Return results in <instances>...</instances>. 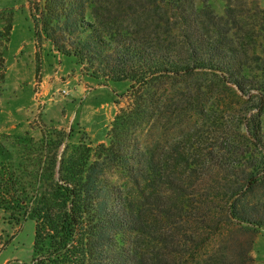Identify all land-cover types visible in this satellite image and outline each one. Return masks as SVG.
I'll return each instance as SVG.
<instances>
[{
  "label": "trees",
  "instance_id": "16d2710c",
  "mask_svg": "<svg viewBox=\"0 0 264 264\" xmlns=\"http://www.w3.org/2000/svg\"><path fill=\"white\" fill-rule=\"evenodd\" d=\"M216 1L223 3L220 15ZM256 3L31 1L36 48L47 41L85 75L129 82L132 103L115 114L106 142L61 152L53 143L30 169L0 165V207L17 221L34 220L31 260L22 264H178L187 251L178 242L198 247L208 240H197V232L214 217L204 209L220 193L229 220L264 231V202L249 200L264 188V8ZM10 31L9 17L0 31L7 43ZM6 49L0 45V80ZM194 75L203 81L178 97L183 104H159L160 82ZM212 83L238 99V118L230 101L210 102ZM165 108H188L205 138L201 133L193 143L189 133L158 150L133 136ZM227 153L236 157L222 159Z\"/></svg>",
  "mask_w": 264,
  "mask_h": 264
},
{
  "label": "rangeland",
  "instance_id": "374dc122",
  "mask_svg": "<svg viewBox=\"0 0 264 264\" xmlns=\"http://www.w3.org/2000/svg\"><path fill=\"white\" fill-rule=\"evenodd\" d=\"M31 1L36 0H0V31L4 30L9 17L11 23L8 43L5 37L0 38V45L7 48L6 71L4 79L0 80V165L28 164L29 169L32 168L29 164L43 161L48 152H52L48 147L53 143L59 144L61 152L65 146H76L79 142L89 146L106 142L115 114L130 109L132 103L129 82L95 80L81 72L73 57L57 53L47 41L36 48ZM246 2L248 5L257 2L264 8V0ZM214 7L222 14V2L216 1ZM201 81L203 77L196 75L168 79L158 84L155 96L159 104L171 103V100L173 104L176 99L181 105L184 101L178 97L183 98L189 88ZM211 86L214 94L209 95L210 102L214 98L230 101L236 107L234 114L238 118V99L221 84ZM166 110L170 109L165 108L153 123L136 127L133 136L141 143H153L158 150L176 137L186 138L189 133L196 136H192L193 143L200 139L201 133V138H205V126L195 123L188 108L181 112ZM234 122L230 124L233 129ZM233 146H243V143L236 142ZM234 157L233 153H227L222 159ZM219 163L216 161V169L221 175L223 168ZM107 177L120 183L116 176L108 174ZM249 200L264 202V188L259 187ZM224 208L221 193L215 196L210 209L205 206L204 210L211 211L214 217L196 237L199 241L204 237L208 240L198 247L191 242L186 245L178 242L187 250L177 259L178 264H205L204 260L206 264H212L213 260L217 264H264V231L254 232L229 220ZM17 218L18 221L16 213L0 207V264H22L31 260L34 220Z\"/></svg>",
  "mask_w": 264,
  "mask_h": 264
}]
</instances>
